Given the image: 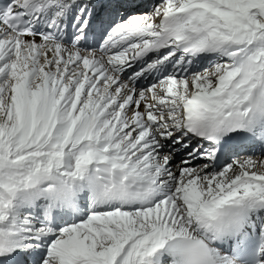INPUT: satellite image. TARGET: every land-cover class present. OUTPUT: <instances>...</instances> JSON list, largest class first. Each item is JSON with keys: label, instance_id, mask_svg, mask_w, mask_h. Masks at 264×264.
I'll return each mask as SVG.
<instances>
[{"label": "snow or ice", "instance_id": "obj_1", "mask_svg": "<svg viewBox=\"0 0 264 264\" xmlns=\"http://www.w3.org/2000/svg\"><path fill=\"white\" fill-rule=\"evenodd\" d=\"M0 264H264V0H0Z\"/></svg>", "mask_w": 264, "mask_h": 264}]
</instances>
